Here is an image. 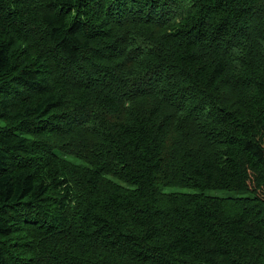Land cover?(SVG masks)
I'll return each mask as SVG.
<instances>
[{"label": "trees", "instance_id": "16d2710c", "mask_svg": "<svg viewBox=\"0 0 264 264\" xmlns=\"http://www.w3.org/2000/svg\"><path fill=\"white\" fill-rule=\"evenodd\" d=\"M0 264H264V0H0Z\"/></svg>", "mask_w": 264, "mask_h": 264}, {"label": "rangeland", "instance_id": "374dc122", "mask_svg": "<svg viewBox=\"0 0 264 264\" xmlns=\"http://www.w3.org/2000/svg\"><path fill=\"white\" fill-rule=\"evenodd\" d=\"M211 194H214V195H218V196H228L229 193H227L226 191H213L211 192Z\"/></svg>", "mask_w": 264, "mask_h": 264}]
</instances>
